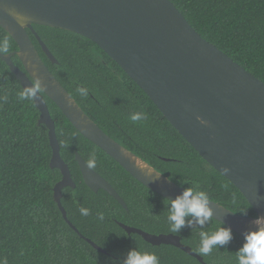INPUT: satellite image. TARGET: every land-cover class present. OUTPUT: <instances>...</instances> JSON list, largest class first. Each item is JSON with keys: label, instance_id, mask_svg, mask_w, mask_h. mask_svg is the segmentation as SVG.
Wrapping results in <instances>:
<instances>
[{"label": "trees", "instance_id": "trees-1", "mask_svg": "<svg viewBox=\"0 0 264 264\" xmlns=\"http://www.w3.org/2000/svg\"><path fill=\"white\" fill-rule=\"evenodd\" d=\"M171 1L201 37L264 81V0ZM32 27L57 60L52 63L27 30L50 72L107 134L173 182L205 191L209 199L235 213L256 216L238 188L199 155L97 44L62 28ZM3 38L9 41V52L18 49L0 26ZM11 58L23 69L16 54ZM78 86L85 87L89 95L81 97L76 92ZM21 89L20 81L0 58V264H123L130 249L154 253L159 264H202L175 246L152 245L136 233L127 234L117 224L120 221L154 234L171 233L168 199L140 183L85 138L43 94L60 156L75 182L74 188H62L61 204L79 233L104 252L80 237L63 219L53 199V187L61 173L49 165L47 127L38 123L40 112L34 100L18 99ZM135 112L146 113L147 119L132 122L130 115ZM75 152L85 161L91 152L96 153L93 169L113 186L126 209L106 191L93 192L86 186ZM81 207L90 209V215L82 216ZM100 212L104 214L102 221L97 218ZM189 219L186 217V226L176 234L196 253L201 231L228 227L213 218L203 228L197 224L189 227ZM231 231L227 245L214 248L208 255L198 253L207 264H237L236 251L244 237Z\"/></svg>", "mask_w": 264, "mask_h": 264}, {"label": "water", "instance_id": "water-1", "mask_svg": "<svg viewBox=\"0 0 264 264\" xmlns=\"http://www.w3.org/2000/svg\"><path fill=\"white\" fill-rule=\"evenodd\" d=\"M33 24L69 30L97 44L199 155L238 188L256 212V216L241 215L210 199L212 218L242 237L257 227L255 219L264 217V81L201 37L171 0H0V26L18 46L0 58L22 87L40 82L41 92L34 100L40 112L38 123L48 130L49 165L61 173L53 187V199L63 219L80 237L104 252L79 233L61 204L62 188H74L75 182L60 156L43 94L78 132L153 192L172 200L186 188L113 139L83 110L42 60L27 30L50 61L57 63ZM13 54L23 69L13 62ZM75 160L88 188L106 191L127 208L113 186L88 168L78 152ZM117 224L127 234L136 233L152 245L175 246L207 264L177 234H154L120 221Z\"/></svg>", "mask_w": 264, "mask_h": 264}, {"label": "clouds", "instance_id": "clouds-1", "mask_svg": "<svg viewBox=\"0 0 264 264\" xmlns=\"http://www.w3.org/2000/svg\"><path fill=\"white\" fill-rule=\"evenodd\" d=\"M8 52L9 41L7 38L0 39V54ZM40 92V82L36 81L31 86L22 87L17 92V97L21 101H33ZM76 92L81 97L89 95L85 87L78 86ZM6 98L4 97V99ZM146 119V113L135 112L130 115L132 122H142ZM201 123L203 124L205 121L201 120ZM96 159V153L91 152L86 161L87 167L90 169L95 168ZM167 202L170 205L167 222L171 233H180L181 229L186 226V217L192 218L187 220V226L189 227L197 224L203 228L204 225L212 220L213 210L210 206L209 196L205 191L188 187L181 194L177 195L175 199L167 200ZM79 212L82 216L90 215V209L85 207H81ZM97 218L102 221L104 214L102 212L97 213ZM254 223L257 227L245 234L241 247L236 251L237 264H264V217L258 216ZM231 239L232 231L230 227H221L213 232L201 231L197 252L200 255H208L214 248L227 245ZM123 264H159V258L154 253L130 249L123 260Z\"/></svg>", "mask_w": 264, "mask_h": 264}, {"label": "flooded vegetation", "instance_id": "flooded-vegetation-1", "mask_svg": "<svg viewBox=\"0 0 264 264\" xmlns=\"http://www.w3.org/2000/svg\"><path fill=\"white\" fill-rule=\"evenodd\" d=\"M121 144V143H120Z\"/></svg>", "mask_w": 264, "mask_h": 264}]
</instances>
